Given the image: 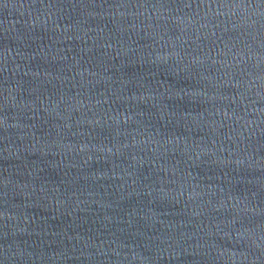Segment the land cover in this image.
<instances>
[{"label":"water","instance_id":"1","mask_svg":"<svg viewBox=\"0 0 264 264\" xmlns=\"http://www.w3.org/2000/svg\"><path fill=\"white\" fill-rule=\"evenodd\" d=\"M0 264H264V0H0Z\"/></svg>","mask_w":264,"mask_h":264}]
</instances>
